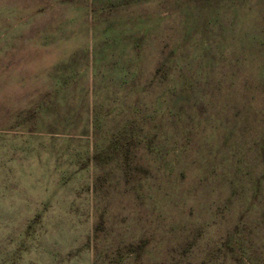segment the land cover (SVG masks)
<instances>
[{
    "label": "rangeland",
    "instance_id": "374dc122",
    "mask_svg": "<svg viewBox=\"0 0 264 264\" xmlns=\"http://www.w3.org/2000/svg\"><path fill=\"white\" fill-rule=\"evenodd\" d=\"M0 264H264V0H0Z\"/></svg>",
    "mask_w": 264,
    "mask_h": 264
}]
</instances>
